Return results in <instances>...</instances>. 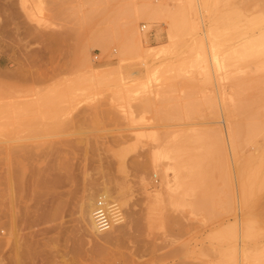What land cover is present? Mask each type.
Segmentation results:
<instances>
[{"label":"rangeland","instance_id":"rangeland-1","mask_svg":"<svg viewBox=\"0 0 264 264\" xmlns=\"http://www.w3.org/2000/svg\"><path fill=\"white\" fill-rule=\"evenodd\" d=\"M0 59L4 264L264 263V0H0Z\"/></svg>","mask_w":264,"mask_h":264},{"label":"bare ground","instance_id":"bare-ground-1","mask_svg":"<svg viewBox=\"0 0 264 264\" xmlns=\"http://www.w3.org/2000/svg\"><path fill=\"white\" fill-rule=\"evenodd\" d=\"M202 4V3H201ZM200 13V12H199ZM200 15H201V13H200ZM201 21V20H200ZM132 28V27H131ZM128 32H131V30H130V28L128 29ZM132 32H133V30H132ZM211 36V35H210ZM200 41V40H199ZM201 44H202V42H200ZM193 52H194V50H193ZM200 52V51H199ZM204 53V52H203ZM250 53V52H249ZM198 54V53H197ZM201 54H202V52H201ZM203 55V54H202ZM236 55V54H235ZM199 56V55H198ZM237 56V55H236ZM238 57H239V55H238ZM200 58V57H199ZM205 58V57H204ZM201 59V58H200ZM241 59V58H240ZM248 59V58H247ZM199 60V59H198ZM200 61V60H199ZM239 61V60H238ZM195 62V61H194ZM195 65V64H194ZM234 65V64H233ZM236 67V66H235ZM260 70V69H259ZM248 74V73H247ZM238 75H239V73H238ZM251 75V74H250ZM240 80V79H239ZM262 94V93H261ZM244 99V98H243ZM245 100V99H244ZM248 102V101H247ZM247 108H248V106H247ZM255 108V107H254ZM249 110H250V108H249ZM238 110H236V112H237ZM247 111H248V109H247ZM240 112V111H239ZM245 113V112H244ZM237 114V113H236ZM243 114V113H242ZM256 114V113H255ZM243 115H245V114H243ZM236 116V115H235ZM238 116V115H237ZM256 116H257V114H256ZM240 117V116H239ZM249 117V116H248ZM241 120V119H240ZM237 131V130H236ZM190 137V136H189ZM243 138V137H242ZM246 139V138H245ZM176 145H178V144H176ZM181 149V148H180ZM177 151L179 152V149L177 148ZM180 158V157H179ZM177 162V161H176ZM166 170H167V168H166ZM201 171V170H200ZM174 173H173V175H174V180L176 181V180H178V178H179V170H177L176 168L174 169V171H173ZM197 173V172H196ZM261 176V175H260ZM166 183V179H165V181L163 180V178H162V184H165ZM258 183V182H257ZM256 188V187H255ZM255 192V191H254ZM188 193V192H187ZM108 197H114L113 196V193L112 192H110L109 190H108V188L106 187V186H104V187H102L101 188V191H100V193H98V199L97 200H95L94 201V198H93V196H91V195H86L85 197H83V199H82V201L80 202V210H81V213L83 214V216H84V219H85V222L87 223V227H86V229H84V230H87L93 237V239L95 240L96 238H99V239H101L100 238V236H101V234H104V235H106V233H107V231H109V230H111L112 228H114L115 226H117L118 224H120V222H122V215H121V213H120V210H119V207H118V205H117V202H115L114 200H109L108 199ZM175 197V196H174ZM99 200H102V201H104V203H105V206H106V209L108 210V213H109V215H110V217H111V220H112V223H111V226L107 229V230H105V231H98L97 229H96V227H95V222H94V218H93V212H94V210L96 209V205H97V203H98V201ZM250 205V204H249ZM247 208V207H246ZM250 215V214H249ZM253 217V216H252ZM257 218V217H256ZM251 220V219H250ZM251 222V221H250ZM123 223V222H122ZM248 223H246L245 225H247ZM246 227V226H245ZM244 227V228H245ZM244 231H245V229H243ZM113 231V230H112ZM88 235V234H87ZM103 235V236H104ZM247 238V237H246ZM250 238V237H249ZM99 241V240H98ZM99 245V244H98ZM255 247V246H254ZM239 248H241V247H239ZM238 248V249H239ZM239 252H240V250H239ZM238 252V253H239ZM243 252V251H242ZM18 255V254H17ZM238 255V254H237ZM240 255V254H239ZM172 256H174V255H172ZM245 256V255H244ZM19 257V256H18ZM168 257V256H167ZM237 258V257H236ZM166 259V258H165ZM172 259V258H171ZM246 259V258H245ZM15 261H16V264H18L17 263V260H16V256H15V259H14ZM239 260V259H238ZM21 262V261H20ZM171 262V261H170ZM164 263V262H163ZM178 263V262H177ZM180 263H182V262H180ZM184 263V262H183ZM256 263V262H255ZM0 264H4V260H3V257L1 258V260H0ZM139 264V263H138ZM158 264V263H157ZM238 264H239V262H238ZM258 264H264V263H262V262H260V263H258Z\"/></svg>","mask_w":264,"mask_h":264},{"label":"built area","instance_id":"built-area-1","mask_svg":"<svg viewBox=\"0 0 264 264\" xmlns=\"http://www.w3.org/2000/svg\"><path fill=\"white\" fill-rule=\"evenodd\" d=\"M93 218L95 227L98 231H105L111 226L112 220L108 210L106 209L104 201H98L96 209L93 212Z\"/></svg>","mask_w":264,"mask_h":264},{"label":"crops","instance_id":"crops-1","mask_svg":"<svg viewBox=\"0 0 264 264\" xmlns=\"http://www.w3.org/2000/svg\"><path fill=\"white\" fill-rule=\"evenodd\" d=\"M0 64H1V59H0Z\"/></svg>","mask_w":264,"mask_h":264}]
</instances>
